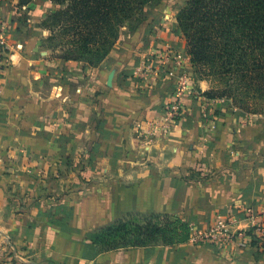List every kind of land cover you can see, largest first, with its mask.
I'll return each instance as SVG.
<instances>
[{"label":"crops","instance_id":"obj_1","mask_svg":"<svg viewBox=\"0 0 264 264\" xmlns=\"http://www.w3.org/2000/svg\"><path fill=\"white\" fill-rule=\"evenodd\" d=\"M16 4L0 3V264H264L259 243L101 252L93 233L131 215L168 216L199 234L232 216L233 231L249 230L247 210L264 212V116L204 101L213 87L197 80L202 97L187 96L173 122L178 80L150 85L142 69L167 45L187 46L176 15L155 5L90 67L42 46L51 4L24 7H35L27 20Z\"/></svg>","mask_w":264,"mask_h":264},{"label":"trees","instance_id":"obj_2","mask_svg":"<svg viewBox=\"0 0 264 264\" xmlns=\"http://www.w3.org/2000/svg\"><path fill=\"white\" fill-rule=\"evenodd\" d=\"M13 1L22 9L36 0ZM51 1L64 8L42 22L50 33L44 42L70 35L76 48L57 58L98 67L115 49L122 29L136 31L146 8L157 0ZM176 20L187 40L195 82L213 79L223 87L220 95L212 89L204 96L227 99L247 114L264 116V0H189ZM51 22L56 25H47ZM84 51L95 57L86 60ZM190 236V225L178 219L131 215L94 232L91 240L101 252H110L158 243L173 246Z\"/></svg>","mask_w":264,"mask_h":264},{"label":"built area","instance_id":"obj_3","mask_svg":"<svg viewBox=\"0 0 264 264\" xmlns=\"http://www.w3.org/2000/svg\"><path fill=\"white\" fill-rule=\"evenodd\" d=\"M191 67L190 56L179 52L170 44L162 52L146 59L143 64L141 79L145 83L154 85L155 82L165 79L166 75H174L178 80L175 88L176 102L173 106L167 108V113L171 116L173 122L180 117L183 111V102L187 96L198 95L202 97L197 93ZM3 69L0 68V76ZM204 101L215 100L204 98ZM246 213L253 223L249 230L233 231L232 229L235 227L237 220L232 216L228 218L220 217L215 228L208 233L199 234L195 228L191 227L190 240L200 245L212 244L221 249L228 248L235 251L248 249L255 243L264 244V212L256 213L247 210Z\"/></svg>","mask_w":264,"mask_h":264},{"label":"rangeland","instance_id":"obj_4","mask_svg":"<svg viewBox=\"0 0 264 264\" xmlns=\"http://www.w3.org/2000/svg\"><path fill=\"white\" fill-rule=\"evenodd\" d=\"M7 1H9V0H7ZM11 1L14 2L13 0H11ZM188 1L189 0H157V1L154 2V4H155V14L162 15L163 17L169 16L168 18L171 19L173 17V15L177 16V14L181 10V8L184 7ZM33 3H36L39 6H41V4H45V3L51 4L50 5L51 6L50 7L51 10L45 15L43 21H45L46 18L49 15H51L52 13L56 12L59 9H63L64 8L63 6L56 5L51 0H36ZM150 6H152V5H150ZM34 10H35V7L31 8V9H28V10L22 8L21 9L22 12L20 13V19L21 20L22 19L27 20V19L33 17V11ZM145 12H146V10H145ZM145 12H144L143 17H142L143 19H145ZM176 22H177V20H176ZM47 25H50V26L56 25V22H51V23H48ZM126 31L127 32H131L128 28H123L122 31H121L122 35ZM49 35H50V33H49ZM182 36H183V34H182ZM183 38L185 39L184 36H183ZM45 39L46 38L43 39L42 46L45 49L50 50L55 56H58V57L59 56H64L66 54H70V51L74 50L76 48L74 46V44H73V37H70V35L63 34L62 36L60 35L59 37H57V35H56V39H54V40H52L50 42H44ZM185 41H186V46H188L186 39H185ZM81 54L86 60L95 57V54H91L88 51L81 52ZM184 54H187V53H184ZM197 70L200 72V74L202 76H204V74L201 73L202 72L201 68H197ZM208 81H210L211 84H212V87H213V90H214L213 92L220 95L221 91H223L222 85L219 84L218 81L213 80V79H210ZM219 100H227V99H219Z\"/></svg>","mask_w":264,"mask_h":264}]
</instances>
